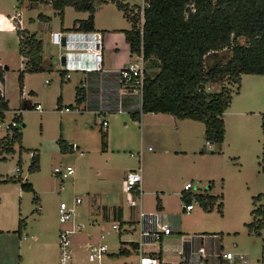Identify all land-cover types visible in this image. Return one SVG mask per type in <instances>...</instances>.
I'll return each instance as SVG.
<instances>
[{"label": "rangeland", "instance_id": "rangeland-1", "mask_svg": "<svg viewBox=\"0 0 264 264\" xmlns=\"http://www.w3.org/2000/svg\"><path fill=\"white\" fill-rule=\"evenodd\" d=\"M118 1L133 6L134 13L140 8L141 16L144 0ZM27 4L28 0H0V18L8 23L5 27L0 25V58L5 60L3 66L9 67L1 84L9 109L0 123V137L6 132L5 125L11 122L14 109L23 108L19 122L21 141L14 144L13 152L0 153V264H58V231L68 226L59 222L58 205L60 201L71 204L74 197L82 199L77 208L83 216L78 222L83 226L71 235L73 263L124 264L135 260L134 254L127 257L118 254V249L121 241H131L137 234L133 231L119 235L111 224L120 220H101L102 213L92 212L87 203H91L92 193L102 189V175H97L96 169L102 170L107 164L117 169L115 178L108 180L110 191L118 194L119 202L128 206V195L121 190L119 181L127 171L138 167L137 152L141 147L144 149L141 168L145 190L154 191H146L141 196V207L155 210L158 194L163 198V213L172 228L171 234L165 235L160 243L147 245V249L162 246L163 257L178 264L175 251L181 250L184 240L196 235L200 238L195 243L201 241L211 253L230 251L246 256L251 264L264 263V218L260 234L248 231L245 226L252 220V210L260 205L264 210V75H245L239 92L232 94V102L223 115L225 138L221 144L206 142L204 125L191 121L194 151L181 156L163 154L156 159L163 147L170 148L169 141H175L173 122L148 117L142 112L140 118L130 112H116L107 115L108 127L102 129L92 112L59 111L56 99L60 91L65 102L61 107L77 104L74 99L76 76L72 72L70 81L60 80L58 47L49 43V31L44 30V25L54 24L55 28L63 21V29L71 28L77 19L86 15L67 6L60 19L49 3L36 2L32 7ZM108 4L103 6L100 18L123 29L130 28V21L123 12ZM38 13L49 15L50 21L41 22ZM15 24L36 33L43 42V57L52 64L43 71L25 73L23 90L17 79L23 57L19 54ZM123 29H118L119 33ZM239 41L244 39L239 38ZM219 54L226 58L229 50ZM45 79L49 80L46 84ZM31 91L33 93L29 94ZM35 103L42 106L41 112L34 109ZM72 143L78 147L72 148ZM105 149L111 151H103ZM30 151L39 154L38 171L29 169ZM67 164L74 172L60 181L59 176L53 174V168ZM17 167L20 171H16ZM19 176L30 182L34 191H21L19 196L15 186L19 187L20 183L5 181L18 180ZM186 182L192 183L193 192L221 196L218 200L222 202L221 210L215 206L207 211L197 204L189 213L182 212L179 192ZM88 189L92 190L91 195L85 191ZM37 196L42 198L41 210H38ZM126 210L124 221L133 220L136 214ZM20 219L23 224L19 232ZM89 243L106 244L107 253L99 261L89 262Z\"/></svg>", "mask_w": 264, "mask_h": 264}, {"label": "trees", "instance_id": "trees-1", "mask_svg": "<svg viewBox=\"0 0 264 264\" xmlns=\"http://www.w3.org/2000/svg\"><path fill=\"white\" fill-rule=\"evenodd\" d=\"M31 1L49 3L60 19L66 6L87 12L85 19H77L73 27L65 28L72 31L95 30L97 4L114 3L131 23L130 28L123 29L131 55L141 50L143 53L145 79L141 112L167 113L178 119L201 122L205 140L211 144L224 141L223 114L231 104L232 94L238 92L241 75H264V0H144L142 24L140 8L134 13L133 6L118 0ZM38 19L48 22L50 16L39 13ZM15 28L19 36V53L23 57V67L17 76L22 87L25 72L43 71L51 65L44 64L42 40L18 24ZM239 38L244 41L240 42ZM226 49L229 55L223 58L219 53ZM3 81L4 69L0 66V83ZM82 89L81 85L76 87L77 104L84 100ZM57 103H60L59 98ZM8 109V101L0 90V121ZM139 113L131 114L140 118ZM13 117L21 122L22 114ZM20 127V124L10 126L0 137V153L13 152L14 144L21 141ZM60 146L64 148L61 142ZM31 158L29 169L38 171L39 154L34 152ZM7 180L18 181L23 191H34L32 184L20 176L18 180ZM220 198L190 190H181L180 197L186 203L196 199L207 211L215 206L220 211ZM251 213L252 220L245 226L248 231L260 234L263 207L260 205ZM21 224L20 219L19 232ZM130 243L135 248V243ZM126 252L121 248L118 254Z\"/></svg>", "mask_w": 264, "mask_h": 264}, {"label": "built area", "instance_id": "built-area-1", "mask_svg": "<svg viewBox=\"0 0 264 264\" xmlns=\"http://www.w3.org/2000/svg\"><path fill=\"white\" fill-rule=\"evenodd\" d=\"M141 11L140 22L142 24L143 5ZM50 41L64 49L63 54L60 56L64 58L63 63L60 64L62 68L60 72L62 73L64 71L63 79L69 78L70 71H82L105 74L111 80L109 83L98 87V97L90 100L93 101L92 106L91 103L90 105L82 106L80 104H76L75 106L65 105L61 108L59 107L60 112H70L72 110H76L77 112L91 111L95 115V122L102 129H106L108 126L107 115L126 111L124 104L127 98L135 97L138 99L139 112H141L145 79L142 50L138 54H132V60L126 65L115 71H108L103 68V38L100 32L95 30L66 32L58 29L51 32ZM85 54L91 55V62L80 61ZM48 81L45 79L44 82L47 83ZM34 109L40 112L42 107L39 103H36L34 104ZM22 110L23 108L14 109L13 116L22 114ZM13 116L11 122L5 125V130L9 129L10 126L19 125V122ZM71 146L74 149L77 147L74 143ZM33 153L34 151H30V156ZM141 153L142 151L138 153V157L142 156ZM18 170L19 167H17L16 171ZM52 172L59 176L60 181H64V179L74 172V169L71 165L67 164L64 167L55 166ZM141 181L140 168L129 170L125 174L122 182V190L128 195V205L137 208L136 217L130 223L127 221L124 223L113 222L111 228L117 231L118 234L133 231L137 234V239L132 240L136 246L131 250L132 254L136 257L135 260L127 264H172V261L160 257L146 248L147 245H152L157 241L160 243L165 235L172 233V228L160 211H147L141 207ZM192 186L191 182H186L182 190L192 191ZM179 197H181V191L179 192ZM81 203L82 199L80 197H74L71 204L67 201H60L58 205L59 222L62 225L68 224V226L61 227L58 231V264H74L71 235L83 226L82 223L78 222L83 217L77 208ZM197 204L199 205L196 199H192L189 203L180 199L181 210L184 213H189ZM186 242L188 243L187 247L183 246L181 250L177 251L180 255L178 264H251L249 259L241 254L235 255L230 251L211 253L201 241L200 243H195L196 236L188 238ZM88 248L89 253L87 259L89 262L99 261L107 253V246L104 243H89ZM236 260L237 262H235Z\"/></svg>", "mask_w": 264, "mask_h": 264}, {"label": "crops", "instance_id": "crops-1", "mask_svg": "<svg viewBox=\"0 0 264 264\" xmlns=\"http://www.w3.org/2000/svg\"><path fill=\"white\" fill-rule=\"evenodd\" d=\"M34 3H36V2L28 0L27 6L28 7H32L34 5ZM110 4L115 6V4L112 3V2H110ZM107 5H109L108 2H106V3L105 2H100V3L97 4V8H96V11H95V14H94V29H95V31L100 32L102 34V38H103V68L107 69L108 71H115V70L119 69L120 67L126 65L128 62H130L132 60V55L130 53L129 45H128V43L125 40V36H124L123 31H121V33H119V30H118V29L121 30L123 28L120 27V25H117V24L113 25V24L109 23L108 21L102 20L100 18V14L103 11L102 10L103 6H107ZM48 6L52 7L50 4H48ZM115 8H117V7L115 6ZM117 10H119V9L117 8ZM119 11H121V10H119ZM78 12H82L83 14H85L86 15L85 18L88 16L87 12H84V11H78ZM42 14H44V13H42ZM38 15H39V13L37 14V17H38ZM85 18H79V19H85ZM31 20L33 21V19H31ZM41 22H43V21H41ZM44 23H48V22H44ZM62 23H63V21H62ZM0 25L2 27H5V26L8 25V23L5 20V18H3V17L0 18ZM130 25H131V23H130ZM15 26H16V24H15ZM22 29H25V28H22ZM58 29L62 30V31H66V32L67 31H72V30H68V29H65V28L63 29V27L61 28L60 24L59 25H55V28H54V24L48 23V24L44 25V30L45 31H49V43L52 44V45H55V44H53L50 41V34H51V32L53 30H58ZM14 30L16 32L17 40L19 42V36L17 34L16 28ZM57 47H58V59L60 60V64H61V63H63L64 58H62L60 56H61V54H63L64 49H63V47H59V46H57ZM42 56H43V53H42ZM4 61H5L4 58H0V66L4 69V75H5V71L7 69H9V67L6 64H5V66H3V64L5 63ZM22 61H23V59H22ZM43 61H44V64L46 66H49V65L52 66V64H50V62L47 61L44 57H43ZM80 61H86L88 63L91 62V55L90 54L83 55ZM22 64H23V62H22ZM20 69H22V68L18 69V73H19ZM58 72H59V76H60V80L61 81H70L72 79V72L75 73V76H76V79H75L76 85H75V94H74L75 101H76V87L80 86V85L83 87V89L81 91L84 94V100H82V102L79 103L80 106H82V105H90V103H91V106H92L93 101H90V100L92 98H97L98 97V93H99L98 87L102 86L103 84L109 83L111 81L109 79L108 75L100 74V73H97V72L70 71L69 72L70 76H69L68 79H63L64 71L61 73L58 70ZM18 73H17V75H18ZM25 73H29V72H25ZM245 75H248V74H242L241 75L239 88H240V86H241V84L243 82V77ZM250 75L254 76L255 74H250ZM3 82L0 83V90H1V93H2L3 97L5 98V95H4V93L2 91V88H1V84ZM19 88L21 90L24 89V79H23V86L22 87L19 86ZM238 92H239V89H238ZM32 93H33V91H31L29 94H32ZM92 95H94V96L92 97ZM58 98H59V101H60L59 104L57 103V99ZM57 99H56L57 106L61 107L63 105V103H65L62 100V92L61 91H60L59 96L57 97ZM6 100L8 101V99H6ZM95 102H96V99H95ZM95 102H94V104H95ZM124 105H125L124 107L126 108L125 112H130V113L139 112L138 99H136L135 97L125 99V104ZM25 106H27V105H25ZM42 110H43V108H42ZM89 112H91V111H89ZM79 113H82V112H79ZM111 114H113V113H111ZM146 114L149 115L148 117H151V115H152L154 118H157L158 120L166 119V121L173 122L174 125H175V132H173V134H172L174 136L172 137V135H171V137L174 138L175 141L174 142L169 141L168 145L170 146V148L167 149V148L163 147V149H161L156 154V156H155L156 159H158L160 157L162 158L163 154H167L169 156H181V155L187 154V152H189V151H194L193 150L195 148L194 147L195 146L194 145V143H195L194 141L195 140H194V135H193V133H194V125H193V123H190L191 121H194V120H191V119H178V118H175L174 116H172L171 114H167V113L148 112V113H145V115ZM143 115H144V113H143ZM174 120H177V121H174ZM141 121H142V117H141ZM146 121H147V118L145 119V122ZM196 122H198V121H196ZM170 140H171V138H170ZM77 147H78V145H77ZM149 147L150 146H148V148ZM103 151L109 152L111 150L105 149ZM140 151H142V153H141L142 156L138 157V163L139 164H138V167L135 168V169L140 168L141 169V176H142V168H141V166H142V161H143L144 149L141 147L137 153H139ZM130 170H132V169H130ZM116 171H117V169L113 165H107V164L104 165L102 170L96 169V174L97 175H100V174L102 175L101 184H100L102 189L98 190L95 193H92V190H90V189L85 190L89 195H91V193L93 194V195H91L92 196L91 197L92 198L91 203L88 201L87 205H89L90 208H92V212H94L96 214L102 213V216L100 218L101 220H109V219L113 218V219L120 220L121 223H124L125 222L124 218H125L126 213H127L126 209H128V211H131L133 213V215H135L136 211H137V208L136 207H130L129 205L126 207L125 206L126 204H123V202H119V197L120 196L118 194H116L114 191H110V188H109L110 186L108 184V180H111V178H115ZM125 174H123L121 176V179L119 181L121 186H122V182H123V179L125 177ZM146 183H147V181H146ZM144 185H145V182L143 181V176H142V181H141L142 195L146 191L154 192L152 189H149V188H146V190H145V186L146 185L145 186ZM15 187L17 188L18 195L20 196L21 191H23L21 189V187H20V184H19V187H17V186H15ZM89 187H91V186H89ZM181 190H182V188L180 189V191ZM37 197H38V210H41L42 198H41V196H37ZM140 200H141V197H140ZM156 200H157V203L155 205L156 206L155 210L160 211L162 213L164 219L169 223L168 216H165V214L163 213L164 208H165L164 207V203H163V198H161L157 194L156 195ZM140 203H141V206H142V202L141 201H140ZM133 220L128 219L126 221L128 223H130V221H133ZM127 233H130V232H125V233H122V234H127ZM119 235H121V234H119ZM192 236H196V235H192ZM199 238L200 237L196 236V240L197 239L199 240ZM135 239H137V237ZM185 239H187V238H185ZM201 239H202V237H201ZM126 240H131V239H126ZM132 240H134V239H132ZM131 241H121L120 242L121 245L119 246V249L123 248L125 250V252L128 251V253L126 252V254H124V256L130 257V255L132 254L131 250H132V246L133 245L130 243ZM184 241L185 242H184V244L182 246L187 247L188 243L186 242V240H184ZM119 249H118V252H119ZM147 250L153 251L152 253L157 254L160 257H163L162 246L159 247V250H158V248L154 249L152 247L150 249H147ZM156 250H158V251H156ZM175 253H176V255H178V257L180 256L177 251H175ZM163 258H165V257H163ZM178 262H179V260H178ZM235 262H237V260ZM127 263L128 262H124V264H127ZM47 264H51V262H49V263L47 262ZM237 264H239V263H237Z\"/></svg>", "mask_w": 264, "mask_h": 264}]
</instances>
